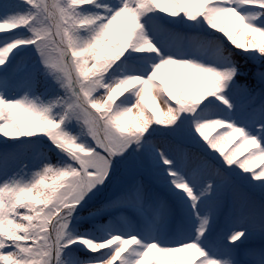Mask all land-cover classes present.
Wrapping results in <instances>:
<instances>
[{"label": "snow or ice", "instance_id": "1", "mask_svg": "<svg viewBox=\"0 0 264 264\" xmlns=\"http://www.w3.org/2000/svg\"><path fill=\"white\" fill-rule=\"evenodd\" d=\"M0 264H264V0H0Z\"/></svg>", "mask_w": 264, "mask_h": 264}]
</instances>
